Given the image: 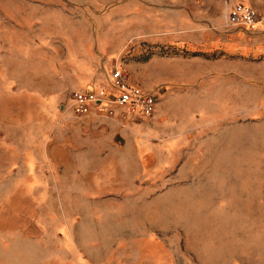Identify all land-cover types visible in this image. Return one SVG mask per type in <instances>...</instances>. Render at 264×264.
<instances>
[{"label":"rangeland","instance_id":"1","mask_svg":"<svg viewBox=\"0 0 264 264\" xmlns=\"http://www.w3.org/2000/svg\"><path fill=\"white\" fill-rule=\"evenodd\" d=\"M236 1L264 10L0 0V264H264V19L227 26ZM67 58L121 63L160 120L119 125L110 159L98 138L57 142L73 89L55 96L50 76Z\"/></svg>","mask_w":264,"mask_h":264},{"label":"crops","instance_id":"2","mask_svg":"<svg viewBox=\"0 0 264 264\" xmlns=\"http://www.w3.org/2000/svg\"><path fill=\"white\" fill-rule=\"evenodd\" d=\"M179 31L180 30H168L162 32L160 33L163 35L161 38L177 42L180 39V34H177ZM159 36H157V38ZM113 63L119 64L123 67L121 63L117 61H111L107 64L106 70L103 73L97 68L96 63L90 60H82L81 62H77L76 60L72 61L71 58H67L64 59L61 66H59V63L56 62L55 66L58 72L56 76L55 74L54 76H50V80L53 81L51 88L55 96L59 95V93H62L68 88H72L73 90H94L96 93L101 94L100 100L90 106V113L83 116L75 115L78 117L76 119L71 117L73 110L70 104L65 108L60 106L58 110L55 111L58 112L59 118H62L64 124L67 123L66 126L63 125L61 127L60 131L61 136L59 137L63 140H57V142L68 143L67 140L64 141L65 138L67 139L69 137L76 136L80 139L81 143L88 144L92 141V139L98 138V142L105 146V149L101 151V156L99 157L102 159H110L108 154L114 153L116 151V138L118 131H120L119 125H126L134 132L133 129H135V125L137 124H148L150 120L157 123L160 120L159 116L163 113L162 109H164L165 106L161 100H156L153 111L150 114L142 115L140 118L136 117L138 115L130 111L124 104L111 103L108 101L106 97L109 95V92L112 89L110 86L109 70ZM94 66L96 69H93ZM128 79L131 83L138 85L140 88L142 87L133 81L129 74ZM82 81H86L84 85H86L88 88L80 85V82ZM75 85L77 86L74 87ZM106 109H111L112 114L105 115L104 111H106ZM169 137L166 135L165 140L162 143L163 149L174 142L173 139ZM132 138L134 139V135ZM137 144L139 151H142V149L147 146L146 141L143 139L137 141ZM149 174H151V172H149L147 175ZM72 256L77 257L76 254H72Z\"/></svg>","mask_w":264,"mask_h":264},{"label":"built area","instance_id":"3","mask_svg":"<svg viewBox=\"0 0 264 264\" xmlns=\"http://www.w3.org/2000/svg\"><path fill=\"white\" fill-rule=\"evenodd\" d=\"M264 19V10L259 11L243 2H232L225 12L227 26L243 25L254 27L256 22ZM111 91L106 97L111 103L124 104L136 115L142 116L153 111L156 100L138 85L128 79L126 70L119 64L113 63L109 70ZM101 94L94 90L77 89L69 93L70 105L73 114L83 116L90 113V106L100 100ZM111 109H106L105 114H111Z\"/></svg>","mask_w":264,"mask_h":264}]
</instances>
